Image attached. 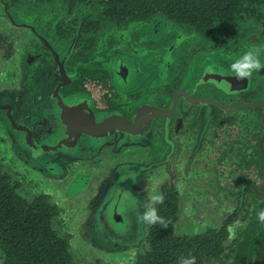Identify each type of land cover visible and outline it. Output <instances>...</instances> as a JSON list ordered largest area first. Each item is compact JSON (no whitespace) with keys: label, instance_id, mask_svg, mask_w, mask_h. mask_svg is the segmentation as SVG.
I'll return each instance as SVG.
<instances>
[{"label":"flooded vegetation","instance_id":"obj_1","mask_svg":"<svg viewBox=\"0 0 264 264\" xmlns=\"http://www.w3.org/2000/svg\"><path fill=\"white\" fill-rule=\"evenodd\" d=\"M252 47L264 49V0H0V173L33 199L53 201L34 193L40 181L31 185L16 162L20 94L27 108L65 113L69 158L106 168L92 180L102 186L94 196L109 187L113 167L138 166L127 200L83 219L92 240L118 241L92 264H177L189 253L196 264H242L261 256L264 69L250 80L229 71ZM56 91L61 106L50 107ZM147 185L163 195L155 207L167 227L138 222ZM53 202L73 256L74 232ZM237 220L247 227L228 240ZM2 254L0 246L1 264Z\"/></svg>","mask_w":264,"mask_h":264},{"label":"water","instance_id":"obj_2","mask_svg":"<svg viewBox=\"0 0 264 264\" xmlns=\"http://www.w3.org/2000/svg\"><path fill=\"white\" fill-rule=\"evenodd\" d=\"M56 94H58L57 91L50 96V107L61 106ZM18 99L26 101L20 94ZM23 101H19L17 104L19 110L16 113L17 131L24 138V140H19L17 146L19 147L18 160L16 161L18 167L27 169L24 172L26 175L37 178L40 181V190H45L63 208L61 216L66 221L69 220L70 226L73 228L72 232H74V237L70 240L73 246L74 262L76 264H92L96 257L107 256L108 245L118 244V241L92 240L90 231L83 230L87 227L83 219L99 216L96 210L98 213L101 210H111L112 208L109 207L111 202L118 203L127 200V194L132 193L133 190L127 191L126 187L132 186L135 184L133 181L138 179L136 172L138 166L136 163H119L113 167L114 172L108 177V180H111L109 187L97 190L99 194H102L101 196L98 193L94 196V189L97 186L102 188V186L99 182L94 187L92 180L101 179V174H98L97 171H105L106 168L92 170L78 163L79 161L69 158L74 156L75 146L73 143L69 144L70 142L64 141L65 127L60 118L65 113L44 111L47 107L42 104L31 103V106L27 108V104ZM99 128H102L103 134L107 133L102 125ZM13 129L16 130L14 126ZM71 129L74 132V127ZM71 139H74L73 135ZM26 156L29 158H23ZM70 164L72 168L69 167ZM133 174L135 179L131 178ZM106 177L107 175L103 179L106 180ZM104 184L106 186V182ZM136 184L138 185V180ZM145 194H148L147 191ZM144 200L145 198L140 200L142 211L145 210ZM105 203L108 204L104 206ZM123 243L125 244V242ZM137 243L132 242L133 245ZM242 262V264H264V254L244 258Z\"/></svg>","mask_w":264,"mask_h":264},{"label":"trees","instance_id":"obj_3","mask_svg":"<svg viewBox=\"0 0 264 264\" xmlns=\"http://www.w3.org/2000/svg\"><path fill=\"white\" fill-rule=\"evenodd\" d=\"M0 173V246L3 264H74L55 227L58 207L47 195L30 200Z\"/></svg>","mask_w":264,"mask_h":264},{"label":"clouds","instance_id":"obj_4","mask_svg":"<svg viewBox=\"0 0 264 264\" xmlns=\"http://www.w3.org/2000/svg\"><path fill=\"white\" fill-rule=\"evenodd\" d=\"M262 51H264V49L259 47L249 48L230 64V73L239 80H244L245 78L250 80L254 72L264 69V62L261 60ZM225 91H227V89H225ZM131 178L135 179L134 174ZM145 190L148 193V201L145 205V211L137 217L138 222L146 225L160 223L163 227H167L168 224L158 215L155 207L157 203H161L163 201V195L151 185H147ZM257 215L259 221L264 223V210H261ZM247 223V221L241 222L237 220L233 225H229L227 228L228 240H234L236 238L237 231L246 228ZM177 264H196V257L189 253L187 257L181 256L177 261Z\"/></svg>","mask_w":264,"mask_h":264},{"label":"rangeland","instance_id":"obj_5","mask_svg":"<svg viewBox=\"0 0 264 264\" xmlns=\"http://www.w3.org/2000/svg\"><path fill=\"white\" fill-rule=\"evenodd\" d=\"M28 176V181L29 182H31V185H36V183H38L39 182V180L37 179V178H35L34 176H32V175H27ZM35 190V192L34 193H36L38 190L39 191H41L40 190V184H39V186H38V188H34ZM37 190V191H36ZM25 196H27L29 199H33V196H32V194H30V193H28V192H25V191H22V190H20ZM42 191H44V192H46L45 190H42ZM33 193V192H32ZM52 197V196H51ZM53 199V198H52ZM54 201V200H53ZM56 202V201H55ZM57 203V202H56ZM62 208V207H61ZM62 210H63V208H62ZM67 222H68V224L70 225V223H69V220H67ZM70 227V226H69ZM72 230H73V228L72 227H70ZM97 258V257H96ZM113 258H117V257H115V255H113ZM1 264V263H0Z\"/></svg>","mask_w":264,"mask_h":264}]
</instances>
